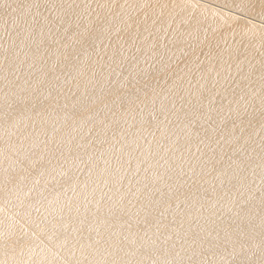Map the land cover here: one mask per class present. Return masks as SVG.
<instances>
[{
  "label": "bare ground",
  "instance_id": "6f19581e",
  "mask_svg": "<svg viewBox=\"0 0 264 264\" xmlns=\"http://www.w3.org/2000/svg\"><path fill=\"white\" fill-rule=\"evenodd\" d=\"M0 264H264V0H0Z\"/></svg>",
  "mask_w": 264,
  "mask_h": 264
}]
</instances>
